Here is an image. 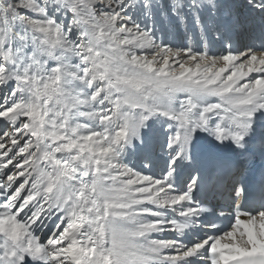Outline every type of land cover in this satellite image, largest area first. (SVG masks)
<instances>
[{
	"label": "snow or ice",
	"instance_id": "1",
	"mask_svg": "<svg viewBox=\"0 0 264 264\" xmlns=\"http://www.w3.org/2000/svg\"><path fill=\"white\" fill-rule=\"evenodd\" d=\"M247 4L264 20V0ZM173 21L202 48L165 43ZM240 23L226 0H0V264H264V207L237 203L242 162L226 231L201 220L199 171L176 182L198 133L264 157V25L259 48L237 51ZM154 117L159 176L125 160ZM213 186L227 187L219 173Z\"/></svg>",
	"mask_w": 264,
	"mask_h": 264
},
{
	"label": "rangeland",
	"instance_id": "2",
	"mask_svg": "<svg viewBox=\"0 0 264 264\" xmlns=\"http://www.w3.org/2000/svg\"><path fill=\"white\" fill-rule=\"evenodd\" d=\"M157 23L158 24H160L161 22L159 21V19H158V21H157ZM174 25V26H173ZM173 25H165V30L163 31V32H160L159 30H158V32H157V35L158 36H160L161 35V33L162 34H165V33H167L166 35L168 36L171 32H173L175 35H173V37H176L177 36V34H181L182 35V37L183 36H185V38H187L188 37V35H190L191 34V32H186L185 33V30L184 29H182L179 25H175V22L173 21ZM188 28H190L189 27V25H188ZM191 29V31H192V28H190ZM172 37V36H171ZM193 37V36H192ZM165 39H166V37H165ZM180 39V38H179ZM194 39V38H193ZM163 40H164V38H163ZM168 43H170V44H172L173 46H175L173 43H171V42H168ZM176 47V46H175ZM163 118L162 117H154L153 119H152V122L150 123V125H148L147 124V126L146 127H144V129L145 130H149L152 134H154L155 135V137H156V139L158 140V139H160L161 137H160V134H161V132H162V128H163ZM146 139H147V141L148 142H150V138H147V136H146ZM151 143V142H150ZM136 146H137V144H135ZM134 150V149H133ZM131 148H128V150H127V153H126V156L128 157V156H130V161H128L127 162V159H126V156H125V159H126V162L127 163H129L130 165H136V162H135V160L131 157L132 155H133V153L135 152V150L133 151ZM133 151V152H132ZM137 153H138V150L136 149V153H135V156L137 157ZM144 160V159H143ZM131 162V163H130Z\"/></svg>",
	"mask_w": 264,
	"mask_h": 264
},
{
	"label": "bare ground",
	"instance_id": "3",
	"mask_svg": "<svg viewBox=\"0 0 264 264\" xmlns=\"http://www.w3.org/2000/svg\"><path fill=\"white\" fill-rule=\"evenodd\" d=\"M245 2H246V4H247V0H244ZM234 2H238V0H235ZM226 3L227 4H230V0H228V1H226ZM248 5V4H247ZM241 6V5H240ZM249 6V5H248ZM249 8L254 12V13H256V14H258V15H261L260 14V12L258 11V10H255V9H252L250 6H249ZM242 9H243V7H242ZM189 27L190 28H192V34H194V36H193V38L196 40V42H197V50H200L201 48H202V42H201V40H200V37L197 35V32H196V30H194V27L191 25V23H189ZM160 37H162V39L164 38V42L166 43V39H165V35L164 34H162L161 33V35H160ZM179 38H180V36H178ZM210 38V37H209ZM211 39V38H210ZM218 48H217V45L212 41V46H211V51L213 52V54H216V52H218V50H217ZM252 75H256V74H252ZM182 95V94H181ZM259 115V114H258ZM204 140H206L208 143H211L212 142V138L210 137V136H208V135H206L205 133H198ZM141 137L143 138V140H144V143L142 144L141 142H140V140H136V141H134L133 142V146H135V152H134V156H135V153H136V149L138 150V153H137V157H136V159L137 158H139V157H142L144 154L142 153V151L143 150H145L146 148H149L150 149V147H149V145H148V142H147V140L145 139V137H144V134H143V132L141 131ZM152 138H153V135L151 136ZM135 144H137V146L135 145ZM166 157L167 156H162L161 158H160V162H162L163 163V166L162 167H160L159 169H163V168H166L167 167V159H166ZM131 160V159H130ZM131 163V162H130ZM151 171H153V164L151 165ZM156 176H159V173H158V171H157V173H156ZM155 235V234H154ZM42 239H43V236L41 237Z\"/></svg>",
	"mask_w": 264,
	"mask_h": 264
}]
</instances>
